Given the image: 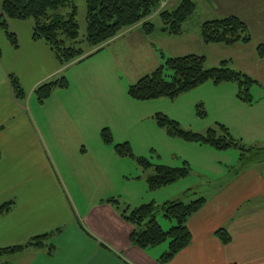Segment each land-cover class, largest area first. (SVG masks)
I'll use <instances>...</instances> for the list:
<instances>
[{"label": "crops", "instance_id": "crops-1", "mask_svg": "<svg viewBox=\"0 0 264 264\" xmlns=\"http://www.w3.org/2000/svg\"><path fill=\"white\" fill-rule=\"evenodd\" d=\"M216 1L219 6V0ZM242 4V14L219 12L207 21L236 16L247 23L254 39L258 28L256 18L264 20V0H242ZM202 24L191 39H184L186 31L178 37L161 30L147 35L138 25L106 45L117 43L123 48L119 51L112 49L115 55L110 58V63L118 65L125 55L134 51L148 60V71L154 72L169 58L202 55ZM10 27L18 37L19 48L12 46L5 33H0V205L12 202L13 207L0 217V248L26 245L34 237L54 234L45 247H29L9 257L0 256V263L161 264L160 258L168 247L162 245L142 250L134 246L130 242L134 227L110 203V199L116 197L110 196L98 203V208L106 213L103 216L98 212L93 222L84 220L81 223L71 213L74 200L70 181L75 187L77 160L88 158L96 149V164L105 176L119 175L118 166L124 161L116 156L113 148L106 147L102 142V131L109 129L103 123V117L95 114L97 125L102 124L95 127L99 137L93 138L94 128L91 131L94 121L90 114L92 111L94 116L95 112L92 109L93 97L102 93L95 86L98 82L108 81L110 75L107 70L86 73L84 65L79 70L75 67L81 62L62 67L44 41L33 39V24L30 21H12ZM125 41L140 43L147 49L128 51L122 45ZM258 44L264 45V41L217 47L221 63L233 59L237 52L245 55L247 49L250 55L255 56ZM155 51H160L162 55L158 56ZM99 53L86 60L99 58ZM10 75L19 79L27 94L25 101L14 97ZM60 77L68 80L69 87L56 90L51 98L40 104L36 89ZM117 78L114 76L113 79ZM110 164L116 171L110 173ZM252 172L254 180L244 177L243 185L244 192L254 198L263 193L264 182L259 183L255 179L257 171ZM77 201L84 207L88 199L81 196ZM238 205L231 200V196H221L214 204L207 203L188 222L192 235L190 246L169 264H264V204L258 206L261 209L259 212L254 211L248 217L243 215V218L235 216ZM231 208L236 209L232 212ZM227 215L225 221L229 217L228 222L232 221L230 228L220 221ZM221 228L227 229L232 237L227 246L216 237ZM3 257L9 258V263L4 262Z\"/></svg>", "mask_w": 264, "mask_h": 264}, {"label": "rangeland", "instance_id": "rangeland-1", "mask_svg": "<svg viewBox=\"0 0 264 264\" xmlns=\"http://www.w3.org/2000/svg\"><path fill=\"white\" fill-rule=\"evenodd\" d=\"M70 1L77 7L78 40L81 42L78 47L84 51L91 50L92 48L85 42L87 35L86 0ZM182 1L184 0H167L165 7H161V9L173 10ZM191 1L196 4L197 9L194 16L184 25V31H186L184 39H191L200 24L215 18L219 12H240L242 14L244 11L242 0H219V6H217L216 0ZM62 11L63 13L68 12L67 9ZM29 21L33 23L32 20ZM150 21L159 31L162 24L159 16L154 14ZM256 21L258 28L252 41L258 43L259 40L264 41V20L261 21L257 17ZM123 44L124 49L128 51L147 49L143 48L140 43L132 44L131 41L122 42ZM217 47L225 46L205 43L202 45L200 54L206 57V68L221 67V57ZM258 47H260L259 44ZM258 47L255 56L250 55V50L247 49L245 55L240 51L233 55V59L227 60L230 68L243 71L242 73L257 82L250 90L251 103H245L238 97L237 84L216 85L212 82H207L174 100L167 98L150 101L134 100L128 94L129 85L152 71H148V60L134 51L125 55L118 65L110 63V58L115 55L111 52L112 49L123 50L122 46L119 47L117 43L105 46L97 56L99 58L95 57L92 58L93 60L76 64L75 67L78 70L81 65H84L86 73L92 71L102 73L107 70L110 75L108 81L98 82V85L95 86L102 93L93 97L92 109H95V112L94 116L92 111L90 114L94 121L91 129L92 131L94 128L93 138L99 137L95 127L102 126L100 123L97 125L95 121L96 115H99L103 117L102 121L105 126L110 129L113 139V144L104 145L113 148L114 153L115 146L127 143L135 157L146 158L154 166L181 168L186 163L191 169L187 178L159 190L151 191L147 178L153 174L152 170L143 171L133 158H120L124 161L121 162L122 165L118 166L119 175L106 174L107 178L99 172L96 164L97 151L93 149L88 158L76 161L75 187L70 181L74 187H71L74 200V205L71 203L73 209L71 213L75 218L77 217L76 220L81 223L84 220L93 222L98 212L105 216L106 212L98 208V203L110 196H114L120 201L121 209H125L126 206L133 209L149 203L162 206L168 201L179 199L192 202L200 197L207 199V203L214 204L221 196H231V200L238 202L239 205L243 202L240 206L238 205L235 212L236 218L248 217L254 211L259 212L261 209L258 206L264 204V186L263 193L257 195L259 197L253 198L244 192L243 181L244 177L254 180L253 170L257 171L255 179L259 183L264 182V161L243 166L240 163L241 150L218 151L208 146L185 142L170 136L165 129L157 124L155 119L156 115L162 114L177 122L183 130L203 135L212 128L218 129L217 131L220 133L217 126L221 124L226 126L233 137L239 140L244 147L264 149V57L259 56ZM155 53L158 56L162 55L160 51H155ZM104 65L105 68H103ZM114 76L118 77L117 80L115 79L117 82L113 79ZM89 122L91 123V121ZM255 152V156H258L259 152L257 150ZM113 166H110V173L116 171ZM188 190H192V195L183 197ZM81 196H86L88 199L87 205L84 207L77 201V198ZM235 209L231 208V211L233 212ZM229 215L220 219V221H224L222 224H225L226 228H230L232 223V221L228 222L231 217L225 221ZM156 221L164 231H169L176 225L174 221L166 219L161 212L156 215ZM164 245L169 247V243ZM2 259L9 263V258L3 257Z\"/></svg>", "mask_w": 264, "mask_h": 264}, {"label": "trees", "instance_id": "trees-1", "mask_svg": "<svg viewBox=\"0 0 264 264\" xmlns=\"http://www.w3.org/2000/svg\"><path fill=\"white\" fill-rule=\"evenodd\" d=\"M166 1L86 0L87 35L85 42L92 48L91 53L78 47L81 42L78 40L77 7L70 0H1L0 33H5L12 46L19 48L18 37L11 29L10 22L32 20L33 39L44 41L50 47L58 63L62 67H67L98 54L108 43L138 25L145 34H153L158 30L150 21L154 14L160 18L162 32L170 36H181L184 32V25L194 16L197 6L191 0H184L173 10H162L161 7H165ZM65 9L68 10L67 13H63L62 10ZM200 32L203 42L208 45L233 46L249 44L252 41L249 26L236 16L207 21L201 25ZM258 51L259 56L264 57V45H260ZM9 82L14 97L18 101H25L27 94L19 79L10 75ZM207 82L216 85L237 84L238 97L245 103L252 102L250 90L254 84H257L250 76L230 68L228 61H223L221 67L206 68L205 56L191 54L167 59L154 72L130 85L128 94L130 98L138 101L160 98L174 100ZM68 87V80L60 77L40 85L35 94L39 103L44 104L56 90ZM155 119L157 124L170 136L185 142L208 146L218 151L241 150L240 163L243 166L264 161V149L244 147L224 125L218 124L220 133L218 129L212 128L203 135L183 130L177 122L162 114L156 115ZM101 137L105 145L113 144L109 129H104ZM255 150L262 157L259 154L255 156ZM115 154L119 158H133L143 171H153V174L147 178L151 191L172 185L187 178L191 173L186 163L181 168L154 166L146 158L135 157L127 143L115 146ZM191 192L192 190H188L183 197H190ZM110 203L114 204L121 212L122 218L134 227L130 235V242L134 246L148 250L169 243L168 250L160 258L161 264H169L190 246L192 235L188 229V222L205 208L207 199L200 197L192 202L179 199L168 201L162 206L149 203L133 209L130 206L121 209L122 204L118 199H110ZM12 207V202L0 205V217L7 214ZM159 212L166 219L174 221L175 227L164 231L156 221V215ZM52 234L54 233L34 237L26 245L0 248V256H11L29 247L43 248ZM216 237L224 246L232 242V237L225 228L219 229Z\"/></svg>", "mask_w": 264, "mask_h": 264}]
</instances>
